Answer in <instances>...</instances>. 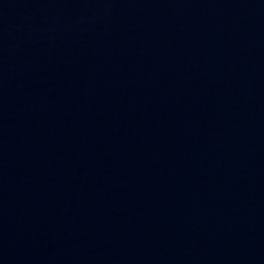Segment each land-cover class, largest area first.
<instances>
[{
    "label": "water",
    "instance_id": "water-1",
    "mask_svg": "<svg viewBox=\"0 0 264 264\" xmlns=\"http://www.w3.org/2000/svg\"><path fill=\"white\" fill-rule=\"evenodd\" d=\"M0 264H264V0H0Z\"/></svg>",
    "mask_w": 264,
    "mask_h": 264
}]
</instances>
